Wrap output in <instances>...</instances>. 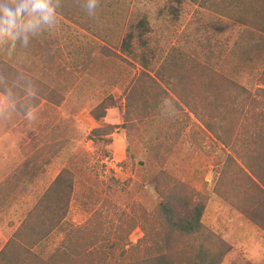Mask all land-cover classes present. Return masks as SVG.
<instances>
[{"label":"rangeland","instance_id":"rangeland-1","mask_svg":"<svg viewBox=\"0 0 264 264\" xmlns=\"http://www.w3.org/2000/svg\"><path fill=\"white\" fill-rule=\"evenodd\" d=\"M59 3L53 30L31 38L27 47L17 41L15 47L6 42L0 49V92L7 93L9 104L0 113V163L18 166L23 178L19 195L11 200L13 209L19 205V218L14 210L6 213L0 248L17 229L23 230L25 243L38 237L44 224L32 223L35 232L21 224L65 164L68 139H84L91 129L110 125L111 144L86 139V151L96 161L93 177L102 182L114 175L126 181L130 192L92 196L76 182L63 225L72 233L77 230L80 244H102L100 251L109 240L129 234L135 244L143 236L139 224L156 222L160 197L154 186L167 190L183 183L209 195L203 223L236 247L238 251L228 253L235 256L231 264L246 261V256L264 262V230L244 213L254 197L245 163L254 165L264 156V93L256 91L264 83V0H100L95 17L87 14L85 0ZM143 16L151 29L143 51L149 71L158 73L169 97L159 101L161 90L144 85L147 100L136 102L130 122L117 107L96 121L89 111L110 94L123 102L139 73L136 60L115 53L129 27ZM135 49L142 54L137 44ZM212 83L218 90H212ZM238 85L249 93L242 95ZM214 91L212 109L206 101L213 100ZM190 101L199 104L205 119L213 114L214 129L226 142L191 113L185 104ZM44 144L45 149L37 150ZM56 150L59 158L43 167L42 156ZM149 182L152 191L144 185ZM131 225L135 228L128 233ZM63 237L55 229L34 251L46 257ZM146 253L135 252L134 264L151 256Z\"/></svg>","mask_w":264,"mask_h":264},{"label":"trees","instance_id":"trees-1","mask_svg":"<svg viewBox=\"0 0 264 264\" xmlns=\"http://www.w3.org/2000/svg\"><path fill=\"white\" fill-rule=\"evenodd\" d=\"M150 31L149 21L146 16L140 18L137 23L132 24L126 31L119 46V53L115 54L123 60L130 58L131 60H136L140 66L139 73L126 90L123 102L119 103L118 99L112 94L107 95L89 111V117L100 121L106 116V111L109 108L117 107L123 110L124 121L130 122L134 108L139 100L143 99L142 97H145L143 103L147 100L149 88L144 85L151 86V83L161 90V93L158 92L156 96L159 101L169 97L167 89L164 86L162 87L161 84L159 85L158 73L149 71L151 63L143 52L144 49L149 47L148 37ZM136 44L142 54L136 53ZM261 75H264V69ZM212 84L214 87L212 90H218V86L215 83ZM238 88L242 91V95L243 93H249L244 86L238 85ZM50 91L52 92V90H45V92ZM256 91L264 93V83ZM4 94L6 95L7 93ZM176 94L178 99H184L180 93ZM213 96V100H208L209 103L206 101L207 106L212 109H214L216 102L214 100L216 99L215 91ZM45 101L49 102V99H45ZM62 101L58 102V104H61ZM185 104L191 113L201 120L208 131L215 133L217 139L223 140L221 134L214 129L212 113H209L205 119L199 112V104L191 103V101ZM113 131L114 129L110 125L95 127L90 130L89 137L86 136L84 139L73 137L72 139L76 142L68 139L69 150L66 154L62 153V156L66 158L65 164L59 167L55 179L33 207L31 215L28 216L29 220L21 224L27 231L31 230L33 232L36 231V227L32 223L40 222L44 224L38 227L39 230L36 233L38 237L34 240L32 239V241L27 239L28 242L25 243L23 230L17 229L1 250L0 260L4 259L9 264H94L95 261L98 264H117L116 262H119L118 264H134V253L145 249V251L147 250L146 254L151 256L142 258L141 264H222L228 253L232 251V246L203 223L209 195L196 192L183 183H179L180 185H175L167 190L161 189L158 184L154 186L152 190L159 194L160 197V201L156 206V222L152 226H146L144 223L139 224L143 236L135 244H130L129 234L120 240H109L106 242V246L104 245L105 247L99 251L102 244L99 247H93L94 243L92 244V242L80 244L76 239L79 235L76 232L77 230L72 233V230H68L63 225L76 182L84 189H89L92 196L100 195L101 193L110 197L117 191L123 193V195L130 192L126 181L121 182L114 175H110L107 181H97L98 183L93 177L96 161L93 158L94 155L86 151V139L96 142L102 138L103 143L108 145L112 142L110 135ZM46 147L47 144H44L37 150L45 149ZM127 151H129L128 148ZM106 154L105 156H107ZM60 155L57 150L51 156L44 154L40 163L44 167L51 164L53 157L58 159ZM245 164L247 166L245 174L250 182V190L254 197L251 198L249 207L243 212L264 230V156L258 157L254 165ZM144 185L152 191L150 182ZM124 201L126 204V198ZM35 211H39V213L33 214ZM134 228L135 226L132 225L130 229L128 227V233H131ZM55 229H60L64 234L61 243L48 256H40L34 251L35 245ZM117 250L119 251L118 254L116 253ZM7 252L10 255L8 258Z\"/></svg>","mask_w":264,"mask_h":264},{"label":"clouds","instance_id":"clouds-1","mask_svg":"<svg viewBox=\"0 0 264 264\" xmlns=\"http://www.w3.org/2000/svg\"><path fill=\"white\" fill-rule=\"evenodd\" d=\"M99 3L100 0H85L84 8L90 17H95ZM58 7L59 0H0V49L6 42L15 47L17 41L27 47L31 38L53 30L58 23Z\"/></svg>","mask_w":264,"mask_h":264},{"label":"crops","instance_id":"crops-1","mask_svg":"<svg viewBox=\"0 0 264 264\" xmlns=\"http://www.w3.org/2000/svg\"><path fill=\"white\" fill-rule=\"evenodd\" d=\"M8 105L9 104H8L7 98L5 97V95H3L0 92V113L3 112L8 107ZM6 162H8L9 164L4 163V161L0 163V237H5L6 235V228L3 222L6 219V213L7 212L11 213V211L14 210L16 214L15 217L17 219L19 218V212H20L19 205L15 204L16 207L15 209H13L11 200H12V197L14 196L16 197L17 195H19L18 193H20V189H21L20 184L21 182L23 183L21 171L18 168V166H15L12 168V165L10 164L11 162L9 161H6ZM11 235L9 238H6L5 243L0 248V252L4 248L5 244L8 242V240L12 237ZM232 246H233L232 251H236L237 250L236 247L234 245ZM233 258H235V256L230 257V255H227L224 261L222 262V264H231L233 261L231 262L230 259H233ZM245 260L246 261L237 260V263L239 264H264V262L259 263V262L248 260L247 256ZM0 264H9V263L4 260V261H0Z\"/></svg>","mask_w":264,"mask_h":264}]
</instances>
